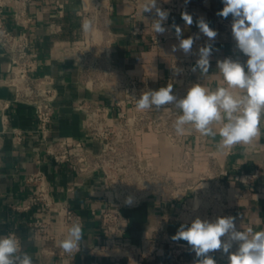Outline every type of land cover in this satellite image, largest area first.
<instances>
[{
    "label": "crops",
    "instance_id": "crops-1",
    "mask_svg": "<svg viewBox=\"0 0 264 264\" xmlns=\"http://www.w3.org/2000/svg\"><path fill=\"white\" fill-rule=\"evenodd\" d=\"M56 1L62 4L59 13ZM172 4V13L164 27L168 28L173 37L159 45H152L148 33L136 34L134 27H147L154 21V13H143L147 0H34L29 10L32 19L27 31L31 37L32 49L36 55V67L33 74L48 73L53 78V85L58 92L54 104V114L51 122V136L64 138L67 141L80 140L82 144L97 152L99 143L85 135L83 130V112L77 105L85 99H97L104 106L111 107L110 94L113 84L102 90H91L84 84L83 71L75 61L72 46L76 43L94 42L97 47H108L109 64L119 72L131 75L139 80L145 77L149 83L159 89L167 86V78L171 72L170 62L174 57L189 58L178 48L179 40L175 35L173 23L182 30L184 39L192 37L199 31L197 21L205 19L210 28L213 27L217 12L222 10V0H162ZM187 12L193 18L192 25H187L181 18L182 12ZM92 19L93 30L84 33L81 30L83 19ZM231 21V16L227 18ZM5 22L13 31H19L13 24L11 14L6 13ZM211 67L207 76H201L199 70L193 73L196 83L215 89L222 83L216 61L224 59L232 48L235 49V59L242 62L246 59L235 48L232 36L230 41L221 40L219 35L214 41ZM198 54L193 58L195 65ZM10 62L7 54L0 49V77L9 75ZM13 90L0 86V100H11ZM8 115V129H20L23 138L16 144L11 133L3 134L0 148V235L15 232L21 239V251L33 258V264H125V260L116 261L108 257H97L89 253L95 244H103L104 238L100 228L98 214L111 202V195L106 191L105 183L99 174L84 178L71 192L67 186L76 184V177L67 165H56L44 152V144L35 133L36 120L34 109L30 105L15 103L5 111ZM118 109L111 107L110 116L115 117ZM0 112V130L2 129ZM207 138L206 156H214L217 163L228 171L227 192L233 195L241 190L242 184L237 173L242 169L251 171L259 168L261 176L258 188L253 197L234 199L228 204V216L235 217L237 229L240 231L252 227L254 231L264 230V123L261 124L260 135L250 144H239L232 147L231 153L218 150L215 140ZM138 153L142 158L166 171L177 181L196 175L203 166H196L192 173L176 169L178 162L184 158V151L197 147L195 131L185 134L180 146L171 144L166 135L153 132L150 129L139 131L136 136ZM37 170L42 171L49 183L52 196L58 201H66L74 208L83 220V238L79 250L71 259L56 256L44 257L41 254L43 246L51 245L47 236L41 235L29 223L36 218L47 220L49 214H39L33 206L25 212L13 210V206L29 200L35 186L27 181V176ZM191 191L185 199L191 201ZM184 199V198H183ZM180 199L165 200L152 195L133 207H123L120 212L126 218L123 233L119 242L123 245L138 244L143 232L157 217L167 219L166 233L168 237L176 234L181 224L189 225L191 217L182 213ZM96 214L92 215L91 211ZM52 231H64L65 227L56 221L52 223ZM178 242L187 244L186 241ZM188 245V244H187ZM189 246V245H188ZM190 247V246H189ZM167 244H163L153 258L139 261L137 264H166L170 259ZM217 264H227L220 251L209 253ZM186 259H196L190 251L183 255Z\"/></svg>",
    "mask_w": 264,
    "mask_h": 264
},
{
    "label": "built area",
    "instance_id": "built-area-1",
    "mask_svg": "<svg viewBox=\"0 0 264 264\" xmlns=\"http://www.w3.org/2000/svg\"><path fill=\"white\" fill-rule=\"evenodd\" d=\"M135 4L138 0H131ZM34 0H0V49L8 56L10 62L9 75L0 77V86L4 85L13 90V98L0 100L2 129L0 130V148L3 134L11 133L16 144H20L23 132L20 129H8V115L5 111L13 102L30 105L34 109L36 120L35 133L44 144V152L56 165H67L76 177V184L66 188L71 193L84 178L99 174L105 183L106 191L111 195V202L101 209L98 214L100 228L103 233V244H95L89 253L97 257H108L116 261L125 260V264H137L142 260L154 257L163 244L168 245L170 259L166 264H195L196 259L183 258L185 253L191 251L190 247L178 241H173L166 233L167 219L154 218L149 227L143 232L138 244L123 245L119 237L123 233L126 218L120 212L123 207H133L155 195L160 199H180L179 205L182 213L191 217L192 221L199 217L202 220L214 221L217 217L228 216V204L234 199L253 197L261 176L259 168L251 171L240 170L236 179L242 184V189L230 195L227 192L228 171L217 163L214 156H206L207 138L196 132L197 147L184 151V158L178 162L176 169L192 173L194 167L203 166L204 169L196 175L182 181H177L166 171L159 169L140 156L137 150L136 136L139 131L150 129L156 133L166 135L168 141L176 146L183 143L184 136L175 134L173 123L181 113L173 106L166 105L157 111L135 110V98L142 92L158 90L153 87L145 77L139 80L131 75L119 72L109 64L108 47H97L94 42L76 43L72 46L75 61L83 71V81L91 90H102L113 84L110 94L111 107L118 109L115 117L110 116L111 107L104 106L97 99H85L77 105L83 114V130L85 135L96 140L100 148L93 152L86 148L80 140L67 141L64 138L51 136V122L54 114V104L58 92L53 85V78L48 73L34 75L36 55L32 49L31 37L27 31L32 19L29 10ZM62 12V4L56 1ZM157 7L167 10L169 16L175 12L172 4L157 0ZM11 14L13 24L19 31L10 29L6 22V13ZM154 20L157 19L155 10ZM168 16V17H169ZM231 21L216 16L213 30L218 32L221 40L230 41ZM163 34H155L152 24L136 26V34L148 33L152 45H159L173 34L168 28ZM199 36V39L195 37ZM192 37L194 43L190 59L174 57L170 62L171 72L167 78V85L173 87V94L182 98L189 87L196 83L192 79L191 71L193 58L198 49L207 44L209 39L200 31ZM235 60V49L226 54ZM229 154L231 148L225 149ZM27 181L35 186L33 195L29 200L14 205L12 208L18 212H25L35 206L39 214H49L47 220L36 218L29 225L34 227L41 235L47 236L51 245L41 248L44 257L56 256L71 259L74 253H65L58 242L67 235L68 228L75 222L82 223L79 213L68 205L66 201L56 200L50 191L46 175L37 170L27 176ZM191 191V201L185 199ZM184 198V199H183ZM96 214L95 210L91 211ZM65 227L64 231L53 232L52 223ZM238 230V229H237ZM21 244L20 237L13 231ZM223 239V238H222ZM236 245L232 251L236 250ZM228 264V257L224 255ZM96 264V263H90Z\"/></svg>",
    "mask_w": 264,
    "mask_h": 264
},
{
    "label": "clouds",
    "instance_id": "clouds-1",
    "mask_svg": "<svg viewBox=\"0 0 264 264\" xmlns=\"http://www.w3.org/2000/svg\"><path fill=\"white\" fill-rule=\"evenodd\" d=\"M223 8L217 15L227 19L231 16V34L235 48L246 59L225 57L216 61V69L222 83L214 90L193 83L182 98L173 94L168 84L158 90L142 92L135 100V110L144 112L175 107L181 114L173 123L176 136L183 137L195 131L213 140L219 136L217 149L223 150L239 144H250L260 135L264 123V0H222ZM155 10L157 19L152 22L155 34L163 35V26L169 12L157 7V0H147L143 13ZM181 18L192 25L193 18L186 11ZM175 35L179 40L172 51L181 50L185 55L192 53L193 37L182 38L179 26L173 23ZM199 31L209 41H214L218 32L210 28L205 19L197 21ZM81 30H93L92 19H83ZM199 39V36L195 37ZM213 45L207 43L198 49V59L192 66L193 73L199 70L207 76L211 67ZM235 217H217L214 221L195 218L190 226L181 224L173 241H186L195 253V264H217L209 253L220 251L228 257V264H264V230L254 231L252 227L237 230ZM83 238L82 223L75 222L69 228L58 246L68 254L79 250ZM223 238V239H222ZM236 245V250L232 248ZM0 264H33V258L21 251V244L14 233L0 235Z\"/></svg>",
    "mask_w": 264,
    "mask_h": 264
}]
</instances>
